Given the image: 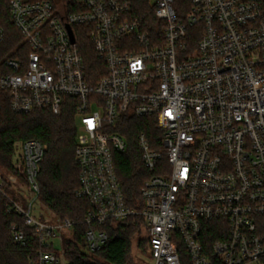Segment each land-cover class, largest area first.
<instances>
[{
    "label": "built area",
    "instance_id": "2783aa9c",
    "mask_svg": "<svg viewBox=\"0 0 264 264\" xmlns=\"http://www.w3.org/2000/svg\"><path fill=\"white\" fill-rule=\"evenodd\" d=\"M6 4L22 41L17 57L2 56L7 36L0 27V124L7 103L13 114L29 115L59 113L65 97L76 100L77 196L90 204L89 250L107 244L108 223L140 217L153 264H182L181 246L192 264H264L262 0H155L157 37L133 18L131 0ZM84 36L106 72L96 82L80 52ZM131 117L153 118L162 132L156 149L138 136L149 175L141 209L127 205L115 166L116 155L128 150L118 128ZM44 154L40 141L20 142L17 175L0 165V194L44 248L29 264H65L57 253L73 222L33 215ZM19 180L32 198L22 195ZM10 229L25 248L24 229ZM209 229L218 237L211 245Z\"/></svg>",
    "mask_w": 264,
    "mask_h": 264
},
{
    "label": "trees",
    "instance_id": "16d2710c",
    "mask_svg": "<svg viewBox=\"0 0 264 264\" xmlns=\"http://www.w3.org/2000/svg\"><path fill=\"white\" fill-rule=\"evenodd\" d=\"M153 0H131L132 16L139 20L143 30L157 37L161 33V23L155 15ZM264 6V0H262ZM0 27L7 36L2 56L10 58L18 56L16 49L21 45L22 38L11 22L9 7L6 0H0ZM80 52L84 58L86 71L92 82H96L106 73L102 62L98 59L94 47L87 36L80 42ZM128 140V150L116 155V171L122 185L126 203L129 207L141 209V196L145 180L149 177L142 161V153L138 147V136L147 135L152 146L160 145L162 132L157 129L153 118H127L118 128ZM78 135V116L76 100L65 97L59 113L53 110H38L29 115L13 114L4 105L2 123L0 124V165L6 175L16 176L13 168V158L18 144L27 140H38L45 147V154L39 165L38 183L40 187L39 200L61 220L69 219L73 228L68 237L64 238L62 252L65 264H129L133 248V237L144 229L140 217L115 223L110 222L104 227L108 235L107 244L98 252L89 250L86 234L88 226L85 218L90 210L87 200L79 198L80 167L76 161ZM5 190L13 193L10 184L5 179ZM26 184L25 180H22ZM9 201L0 194V264H29V258H36L44 248L32 229L24 227V217L15 212H9ZM20 225L27 236L25 248L13 241L11 225ZM213 224V225H212ZM210 226H214V223ZM212 228V227H211ZM209 234V245L218 237ZM260 233L264 237V218L260 221ZM140 240L138 248L148 246V238ZM182 264H192L186 249L181 246ZM214 264H217L214 262Z\"/></svg>",
    "mask_w": 264,
    "mask_h": 264
},
{
    "label": "rangeland",
    "instance_id": "374dc122",
    "mask_svg": "<svg viewBox=\"0 0 264 264\" xmlns=\"http://www.w3.org/2000/svg\"><path fill=\"white\" fill-rule=\"evenodd\" d=\"M61 2V0H59ZM152 5L155 4V0L151 2ZM19 184L18 188L21 189L20 192L22 195L32 198V195L30 193V189L28 187L23 186L22 180L17 181ZM33 215L41 219L43 221H52L54 220L55 214L49 209L47 206H45L43 203H41L40 200H37L34 205ZM147 233L145 228L142 230L140 234H136L133 237V248H132V254L130 258L129 264H153V261L150 256L149 252V245L147 246L146 243L144 244V247L138 248V243L140 240H146Z\"/></svg>",
    "mask_w": 264,
    "mask_h": 264
}]
</instances>
